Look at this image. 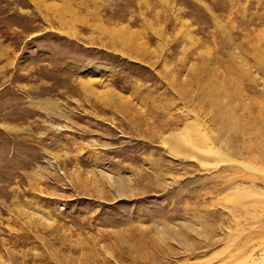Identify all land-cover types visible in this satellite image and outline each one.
<instances>
[{
	"label": "rangeland",
	"instance_id": "374dc122",
	"mask_svg": "<svg viewBox=\"0 0 264 264\" xmlns=\"http://www.w3.org/2000/svg\"><path fill=\"white\" fill-rule=\"evenodd\" d=\"M264 0H0V264H264Z\"/></svg>",
	"mask_w": 264,
	"mask_h": 264
},
{
	"label": "bare ground",
	"instance_id": "6f19581e",
	"mask_svg": "<svg viewBox=\"0 0 264 264\" xmlns=\"http://www.w3.org/2000/svg\"><path fill=\"white\" fill-rule=\"evenodd\" d=\"M262 59H264V56L262 57Z\"/></svg>",
	"mask_w": 264,
	"mask_h": 264
}]
</instances>
